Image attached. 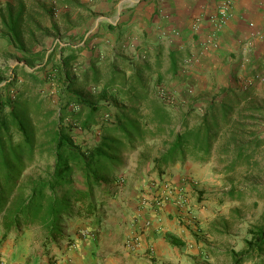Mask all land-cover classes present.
<instances>
[{"label":"trees","instance_id":"obj_1","mask_svg":"<svg viewBox=\"0 0 264 264\" xmlns=\"http://www.w3.org/2000/svg\"><path fill=\"white\" fill-rule=\"evenodd\" d=\"M28 1L0 2V40L11 50L5 56L23 60L7 67L11 72L6 76L0 68V245L35 229L47 258L44 264L52 263V246L70 241L67 223H98L107 198L116 192L127 155L158 141L150 160L157 177L188 158L199 163L215 158L226 174L245 173L239 183L227 179L224 196L251 195L263 201L239 248L221 247L191 231L201 259L196 264H212L209 259L218 253L226 264H264V182L251 176L260 171L257 155L264 150V133L257 127L264 107L254 103L256 85L224 84L179 110L160 83L177 74L184 51L160 44L152 50L138 48L135 58L114 51L81 64L85 42H55L48 52L31 50L25 34L33 35L34 29L47 33L33 16L42 15L38 9L52 15L54 8ZM87 130L95 133L91 140L80 136ZM206 229L226 234L225 218L210 220ZM164 237L172 246L185 245L173 233Z\"/></svg>","mask_w":264,"mask_h":264},{"label":"crops","instance_id":"obj_2","mask_svg":"<svg viewBox=\"0 0 264 264\" xmlns=\"http://www.w3.org/2000/svg\"><path fill=\"white\" fill-rule=\"evenodd\" d=\"M102 1L99 22L105 30L99 27L103 31L90 41L98 39L105 50L89 58L111 56L114 51L135 58L138 48L152 50L162 44L185 54L177 74L165 78L173 84L207 82L216 84V90L224 84H264L257 81L264 75V0ZM224 3L228 17L221 19L218 10ZM133 194L113 196L98 223L70 221V241L53 249L54 264H196L200 260L196 241L190 242L184 224L178 225V219L186 220L182 208L166 203L161 208L140 209ZM167 232L184 240V251L178 253L165 239ZM23 236H30L28 230L16 239ZM11 239L0 245V263L46 262V255L30 256L28 244L15 246ZM17 248L22 251L17 253Z\"/></svg>","mask_w":264,"mask_h":264},{"label":"rangeland","instance_id":"obj_3","mask_svg":"<svg viewBox=\"0 0 264 264\" xmlns=\"http://www.w3.org/2000/svg\"><path fill=\"white\" fill-rule=\"evenodd\" d=\"M39 1L44 2L46 6L53 5L54 10L52 15H47L38 9V13L42 15L35 14L33 16L32 21L38 23L42 29L45 28L47 33L42 34L39 30L34 29L33 35L25 34V42L31 50L43 47L48 52L52 49L55 42L61 44L70 42L74 45H82L85 42V46L79 52L78 57L81 64H86L90 59L89 56L98 52L99 49L103 53L105 47L104 45L99 46L100 41L98 39L90 41L91 38L95 37L96 33H100V30H105L104 23L99 22L105 5L102 0H70L72 2L70 6L58 5L54 0H33L36 4ZM28 4H31V0L28 1ZM109 13L113 14V12ZM96 22H99L98 25L95 24ZM101 26L103 30L99 28ZM9 52H11L10 48L7 47L4 41L0 40V68L5 70V76L11 72L7 67L9 68L16 63H23V60H19L16 57L5 56ZM172 81L167 79L163 80L160 84H162L161 88L167 94L174 96V104L178 105L179 110L186 108L188 102L197 97L198 94L202 96L211 94L216 87V84H207V82H201L200 84H173L171 83ZM257 81L264 82V75H260ZM255 85L253 92L254 103L264 107V84ZM49 92H52V90ZM257 127L264 133V119L257 123ZM94 134V131L91 130L80 132L81 137L89 140L94 137ZM147 144V147L138 148L125 158L124 166L118 173L121 178L118 181L114 196L120 197L121 195L134 192L132 196L136 195L139 203L136 207L140 209L144 207L146 209L161 208L166 203H172L178 208H182V212H185L184 217L189 222L186 224V220L181 221L178 219V225L184 224L190 242H193L194 239L191 234V230L194 229L195 232L197 231V234L208 238L213 244H218L221 247L225 245L239 248L242 245V239L247 235V227L250 223L257 220L263 205L262 200H256L251 195H245L241 199H232L222 194L229 186L228 182H226L227 179L233 178L235 183H239L237 180L240 176L244 179L245 173L243 169H239L233 174H226L221 170L222 165L215 158H211L205 163H199L188 158L183 163L176 162L168 166L165 171L166 173L162 178H159L150 169L151 157L157 153V149L160 147L159 143L158 141H151ZM263 155L264 150L257 155V160L260 161V171H256L255 175H251L256 177L255 180L257 182H264V161H261ZM247 177L251 178L249 175ZM179 195H182L183 201L178 200ZM199 196L200 199H198ZM111 199H114L113 196L107 198L106 207L112 204ZM255 200L257 202L253 204ZM157 201L159 202L157 203ZM103 210H105V207H103ZM218 216H223L226 220L227 232L224 235L210 234L206 229L208 222L212 219L217 220ZM27 230L30 233L29 237L23 236L16 239V237L12 236V243L15 246L28 244L30 256L33 253L36 256L37 254L42 256V250L39 247L41 235L35 229ZM71 231L72 227L69 221L67 223V232ZM81 231L83 232L84 230ZM14 244L13 250H15ZM184 246L182 248L175 246L176 250H179L178 253L185 250ZM56 247L54 245L49 250L51 254ZM21 251V248H17V253ZM190 251H194V247L190 248ZM209 261L212 264H226L227 258L225 259L222 254L218 253L213 255ZM29 262L31 263V259ZM250 263V261H246L242 264ZM50 264H54V259ZM158 264L171 263L159 262Z\"/></svg>","mask_w":264,"mask_h":264},{"label":"built area","instance_id":"obj_4","mask_svg":"<svg viewBox=\"0 0 264 264\" xmlns=\"http://www.w3.org/2000/svg\"><path fill=\"white\" fill-rule=\"evenodd\" d=\"M218 14L220 15V18L221 19H225L226 17H228V11H227V4L226 3H224L222 6H221V8H219V10H218ZM178 200L179 201H183V197H182V195H179L178 196ZM159 201H157V203H158Z\"/></svg>","mask_w":264,"mask_h":264}]
</instances>
